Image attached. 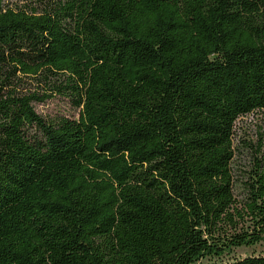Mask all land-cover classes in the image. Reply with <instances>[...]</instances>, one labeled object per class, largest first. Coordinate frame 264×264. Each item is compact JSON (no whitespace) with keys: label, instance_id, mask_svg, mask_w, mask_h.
I'll list each match as a JSON object with an SVG mask.
<instances>
[{"label":"trees","instance_id":"16d2710c","mask_svg":"<svg viewBox=\"0 0 264 264\" xmlns=\"http://www.w3.org/2000/svg\"><path fill=\"white\" fill-rule=\"evenodd\" d=\"M56 97L77 117L35 111ZM253 111L264 0H0V264H199L264 243L263 142L231 167Z\"/></svg>","mask_w":264,"mask_h":264},{"label":"rangeland","instance_id":"374dc122","mask_svg":"<svg viewBox=\"0 0 264 264\" xmlns=\"http://www.w3.org/2000/svg\"><path fill=\"white\" fill-rule=\"evenodd\" d=\"M7 1L12 2L15 0ZM34 108L38 114L47 118L55 115L77 117L76 110L71 108L69 102L59 97L46 100L42 103H35ZM247 141L251 144H256L259 141H262L264 144V112L253 111L249 114L240 116L235 121L232 139L234 156L231 162V167L235 172L239 171L243 167L245 168V165L249 162V154L243 146ZM250 255H264V243H257L253 246H240L219 258L210 257L201 259L199 264H228L233 260Z\"/></svg>","mask_w":264,"mask_h":264}]
</instances>
